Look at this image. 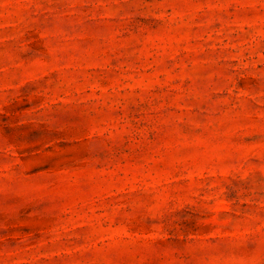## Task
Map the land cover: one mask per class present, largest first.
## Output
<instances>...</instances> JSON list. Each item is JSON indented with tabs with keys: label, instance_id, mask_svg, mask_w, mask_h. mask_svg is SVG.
I'll return each instance as SVG.
<instances>
[{
	"label": "rangeland",
	"instance_id": "374dc122",
	"mask_svg": "<svg viewBox=\"0 0 264 264\" xmlns=\"http://www.w3.org/2000/svg\"><path fill=\"white\" fill-rule=\"evenodd\" d=\"M0 264H264V0H0Z\"/></svg>",
	"mask_w": 264,
	"mask_h": 264
}]
</instances>
